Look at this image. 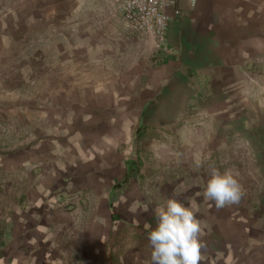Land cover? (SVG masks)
Listing matches in <instances>:
<instances>
[{
    "label": "crops",
    "instance_id": "obj_1",
    "mask_svg": "<svg viewBox=\"0 0 264 264\" xmlns=\"http://www.w3.org/2000/svg\"><path fill=\"white\" fill-rule=\"evenodd\" d=\"M193 1L167 9V51L133 34L108 0L82 7L86 45L77 54L98 56L100 74L79 85L77 111L46 145L0 158V264H151L154 210L169 198L195 205L201 264H264V0ZM162 126L173 131L155 130ZM176 145L173 166L184 175L170 195L164 172L149 191L143 170L165 167ZM25 168L40 174L26 205L20 182L6 191V173ZM211 168L238 173L239 204L218 209L204 199ZM72 186L91 193L96 223L58 209Z\"/></svg>",
    "mask_w": 264,
    "mask_h": 264
},
{
    "label": "rangeland",
    "instance_id": "obj_2",
    "mask_svg": "<svg viewBox=\"0 0 264 264\" xmlns=\"http://www.w3.org/2000/svg\"><path fill=\"white\" fill-rule=\"evenodd\" d=\"M90 1L93 0H0V158L25 153L39 144L46 145V140L53 138L61 120L77 111L81 95L77 92L82 89L79 85L90 84L89 81L100 74L94 70L98 56L92 52L86 56L77 54L78 49L86 45L78 38V26L85 18L82 7ZM63 34L68 37H62ZM112 53L101 58L108 60L113 57ZM68 95L70 100L63 103L62 99ZM196 119L193 126L199 128L196 123L205 120V116L198 115ZM177 122L179 125L180 121ZM169 128L162 126L155 130L168 135L169 130L173 131V127ZM180 155L176 145L164 168L152 166L143 170L149 191H153L155 179L164 172L167 195L173 193L174 180L184 175L173 166ZM29 173L31 171L26 168L16 175L6 173L7 193L10 191L13 195V185L10 188L9 183L20 182L25 205L29 188L40 175L39 169L34 172L33 179ZM186 184L190 186V182ZM205 186V183L200 186L202 191ZM125 187L124 184L120 189ZM245 187L250 190L249 185ZM67 191L57 199L58 209L76 212L75 223H96L93 218L98 219L99 216L95 213L91 193L74 186ZM151 195L158 198L156 193ZM101 222H105L103 216Z\"/></svg>",
    "mask_w": 264,
    "mask_h": 264
},
{
    "label": "clouds",
    "instance_id": "obj_3",
    "mask_svg": "<svg viewBox=\"0 0 264 264\" xmlns=\"http://www.w3.org/2000/svg\"><path fill=\"white\" fill-rule=\"evenodd\" d=\"M202 194L205 200L213 201L216 208L222 209L239 204L245 190L238 173L232 169L221 172L218 168H211ZM194 207L191 202L186 207L169 198L155 208L156 226L148 234L151 264H201L204 228L193 211ZM143 210H148L146 205Z\"/></svg>",
    "mask_w": 264,
    "mask_h": 264
},
{
    "label": "built area",
    "instance_id": "obj_4",
    "mask_svg": "<svg viewBox=\"0 0 264 264\" xmlns=\"http://www.w3.org/2000/svg\"><path fill=\"white\" fill-rule=\"evenodd\" d=\"M110 10L138 37H152L155 47L165 51L171 16L167 9L177 0H108ZM192 3L194 1L192 0Z\"/></svg>",
    "mask_w": 264,
    "mask_h": 264
}]
</instances>
